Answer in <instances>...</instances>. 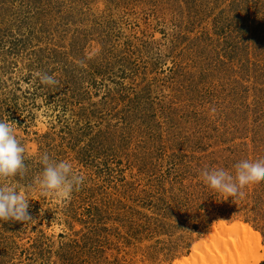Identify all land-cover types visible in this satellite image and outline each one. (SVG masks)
<instances>
[{"label":"rangeland","instance_id":"obj_1","mask_svg":"<svg viewBox=\"0 0 264 264\" xmlns=\"http://www.w3.org/2000/svg\"><path fill=\"white\" fill-rule=\"evenodd\" d=\"M0 119L33 219L0 220V264H174L222 220L264 246V179L235 202L200 175L264 154V0H0ZM45 153L85 176L68 199ZM221 242L192 264H244Z\"/></svg>","mask_w":264,"mask_h":264},{"label":"clouds","instance_id":"obj_2","mask_svg":"<svg viewBox=\"0 0 264 264\" xmlns=\"http://www.w3.org/2000/svg\"><path fill=\"white\" fill-rule=\"evenodd\" d=\"M41 84L54 86L56 78L48 72L38 75ZM25 148L17 139L10 123L0 119V177L22 174L25 169ZM43 165L37 185L42 195L51 193L60 199H68L85 181V176L75 171L68 161L55 160L47 153L40 159ZM200 175L208 188L218 194L232 197L235 202L244 195L242 191L250 184L264 179V154L236 161L231 169L205 167ZM235 198V199H234ZM29 197L14 186H0V220L30 222Z\"/></svg>","mask_w":264,"mask_h":264},{"label":"bare ground","instance_id":"obj_3","mask_svg":"<svg viewBox=\"0 0 264 264\" xmlns=\"http://www.w3.org/2000/svg\"><path fill=\"white\" fill-rule=\"evenodd\" d=\"M261 239V234L246 223L236 222L228 225L226 221L222 220L213 229L210 236H207L202 242L194 245L190 255L184 257L182 260L176 261L174 264H192L198 259L200 249L202 250L203 247L209 249L213 242L220 240H222L223 244L226 243V245L230 243L231 248L230 253L227 251L221 255L220 252L221 259L224 261L227 259L230 261V258L239 257L238 259L241 263L259 264L260 260L264 257V253H260L259 251L260 249L264 250ZM219 245H216L218 246L217 248L216 246L214 247L217 252L220 250Z\"/></svg>","mask_w":264,"mask_h":264}]
</instances>
